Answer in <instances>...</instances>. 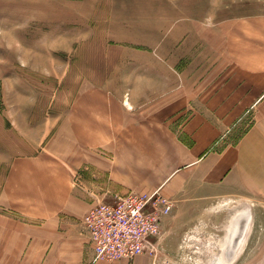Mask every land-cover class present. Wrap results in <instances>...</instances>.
<instances>
[{
	"label": "crops",
	"instance_id": "obj_1",
	"mask_svg": "<svg viewBox=\"0 0 264 264\" xmlns=\"http://www.w3.org/2000/svg\"><path fill=\"white\" fill-rule=\"evenodd\" d=\"M189 12L148 13L140 40L106 34L120 47L110 72L81 78L65 115L28 131L0 193V264H153L94 261L82 224L130 192L175 203L160 247L184 214L222 195L264 201V12L207 26ZM89 20L55 22L68 26L67 48L93 36ZM122 22L110 15L109 31ZM60 64L71 72L55 55V80Z\"/></svg>",
	"mask_w": 264,
	"mask_h": 264
},
{
	"label": "rangeland",
	"instance_id": "obj_2",
	"mask_svg": "<svg viewBox=\"0 0 264 264\" xmlns=\"http://www.w3.org/2000/svg\"><path fill=\"white\" fill-rule=\"evenodd\" d=\"M186 5L191 17L206 26L212 15L221 22L264 12V0H0V193L13 158L25 153L21 145L28 131L45 119L64 116L81 78L98 81L113 68L120 47L107 35L122 32L140 40L149 32L148 13ZM110 15L123 21L113 24V31ZM84 16L93 36L69 49L68 26L57 31L55 22L72 17L78 23ZM55 55L71 63L70 73L67 64L59 65L60 80H55ZM180 219L162 247L157 244L153 264H264V201L222 195Z\"/></svg>",
	"mask_w": 264,
	"mask_h": 264
},
{
	"label": "built area",
	"instance_id": "obj_3",
	"mask_svg": "<svg viewBox=\"0 0 264 264\" xmlns=\"http://www.w3.org/2000/svg\"><path fill=\"white\" fill-rule=\"evenodd\" d=\"M174 203L159 189L129 194L112 203H98L82 218L92 245L94 261L155 257L161 236V219L171 214Z\"/></svg>",
	"mask_w": 264,
	"mask_h": 264
}]
</instances>
